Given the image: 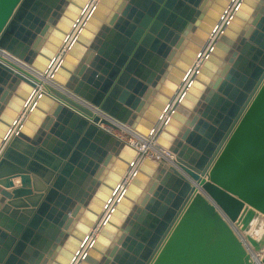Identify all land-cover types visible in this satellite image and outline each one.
Instances as JSON below:
<instances>
[{
	"label": "water",
	"instance_id": "95a60500",
	"mask_svg": "<svg viewBox=\"0 0 264 264\" xmlns=\"http://www.w3.org/2000/svg\"><path fill=\"white\" fill-rule=\"evenodd\" d=\"M260 217L264 0H0V264H264Z\"/></svg>",
	"mask_w": 264,
	"mask_h": 264
},
{
	"label": "built area",
	"instance_id": "2783aa9c",
	"mask_svg": "<svg viewBox=\"0 0 264 264\" xmlns=\"http://www.w3.org/2000/svg\"><path fill=\"white\" fill-rule=\"evenodd\" d=\"M97 111L99 112V114L102 117H105L107 120H109L111 122V125L102 124V126L105 127L108 131L115 134L117 137H119L123 141H125L126 143L137 148L140 158L150 157V158L155 159L157 161L158 160H164L167 158L164 155V153L173 158V156L169 150L158 146L154 140H152L153 146L148 151L143 152L144 147L151 142L150 138H148V137L138 133L137 131L133 130L127 124L122 123V122L108 116L107 114H105L99 110H97ZM253 255H254V257H253L254 260L257 258V256L259 257V258H257V263L261 264V259L263 257V253H261L259 255V254H256V252H253Z\"/></svg>",
	"mask_w": 264,
	"mask_h": 264
},
{
	"label": "rangeland",
	"instance_id": "374dc122",
	"mask_svg": "<svg viewBox=\"0 0 264 264\" xmlns=\"http://www.w3.org/2000/svg\"><path fill=\"white\" fill-rule=\"evenodd\" d=\"M250 233L255 237L260 236L264 233V218L261 217L259 218V221L256 220L255 222H253L252 227L250 228Z\"/></svg>",
	"mask_w": 264,
	"mask_h": 264
},
{
	"label": "bare ground",
	"instance_id": "6f19581e",
	"mask_svg": "<svg viewBox=\"0 0 264 264\" xmlns=\"http://www.w3.org/2000/svg\"><path fill=\"white\" fill-rule=\"evenodd\" d=\"M199 62H200V61H199ZM44 78H45V77H44ZM45 81L50 83V81L48 80V78H45ZM101 126H102V125H101ZM152 146H153V141L151 140V142H150L149 144H147V145L144 147V149H143L144 151H143V152L148 151ZM164 155L167 157L166 160H168V162H171V161H172V160H171L172 157L166 155L165 153H164ZM18 180H19V179H16L15 181L18 182ZM260 218H261V217H260ZM262 218H264V217H262ZM261 223H263V222H261ZM257 228H258V226H257ZM261 253H262V252H259V253L257 252L256 254H259V255H260ZM256 256H257V255H256ZM256 256H255V257H256ZM252 257H254L253 253H252ZM257 258H259V257L257 256ZM257 258L255 259V262H256V263H257Z\"/></svg>",
	"mask_w": 264,
	"mask_h": 264
},
{
	"label": "crops",
	"instance_id": "0c3cea01",
	"mask_svg": "<svg viewBox=\"0 0 264 264\" xmlns=\"http://www.w3.org/2000/svg\"><path fill=\"white\" fill-rule=\"evenodd\" d=\"M15 180H16V179H15ZM15 183L18 184L19 182H16V181H15Z\"/></svg>",
	"mask_w": 264,
	"mask_h": 264
}]
</instances>
